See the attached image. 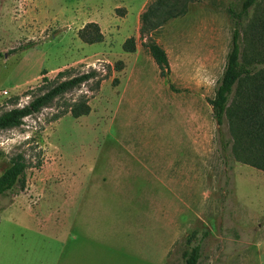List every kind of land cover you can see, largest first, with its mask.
<instances>
[{
    "label": "rangeland",
    "instance_id": "374dc122",
    "mask_svg": "<svg viewBox=\"0 0 264 264\" xmlns=\"http://www.w3.org/2000/svg\"><path fill=\"white\" fill-rule=\"evenodd\" d=\"M152 1L0 0V114L44 91L43 76L97 70L0 130V175L17 153L28 163L24 189L0 196V264H183L199 239L197 264H264V171L231 156L223 194L209 104L231 44L229 6L241 0H196L150 33L166 77L139 34ZM263 21L257 0L240 25L247 55L264 56ZM91 22L101 42L81 39ZM129 37L134 52L122 48ZM83 95L88 115L51 120ZM177 167L180 185L166 175Z\"/></svg>",
    "mask_w": 264,
    "mask_h": 264
},
{
    "label": "trees",
    "instance_id": "16d2710c",
    "mask_svg": "<svg viewBox=\"0 0 264 264\" xmlns=\"http://www.w3.org/2000/svg\"><path fill=\"white\" fill-rule=\"evenodd\" d=\"M194 1L196 0H154L140 15L139 34L143 38L147 36L142 46L148 49L159 68L161 77L168 75L169 62L165 50L150 36V33L168 20L184 15L188 4ZM256 1L241 0L238 6H229L232 27L231 44L214 97L209 99L216 124L218 150L226 176L231 167V156L235 161L264 171V68L257 67L264 63V56L262 50L260 52L257 50L254 54V50L251 49V55L244 52L240 31L242 18ZM260 25L264 27V21ZM80 37L89 44L101 42L103 39L97 24L92 22L80 31ZM262 39L260 36L259 40ZM122 48L125 52H134V37L127 38ZM69 72L70 68L59 71L55 78L60 79L56 81L48 80L43 76V87L40 85L39 88H43L44 91L21 107H13L0 114V130L22 125L24 118L39 113L57 97L97 77L95 69L66 78L65 75ZM45 73L46 71L43 70L41 75ZM100 80L102 79L98 78L95 82L97 86ZM87 102L84 95L80 96L66 105L65 112L52 115L51 120H57L68 112L73 118L88 115L90 106ZM27 167L28 163L22 153L11 157L9 167L0 175V196L18 193L24 189ZM229 185L230 180L228 181L227 176L226 182L221 186L224 195L229 191ZM205 235L206 231L203 237ZM200 255L201 241L199 239L184 251L183 264H197Z\"/></svg>",
    "mask_w": 264,
    "mask_h": 264
},
{
    "label": "crops",
    "instance_id": "0c3cea01",
    "mask_svg": "<svg viewBox=\"0 0 264 264\" xmlns=\"http://www.w3.org/2000/svg\"><path fill=\"white\" fill-rule=\"evenodd\" d=\"M170 162V161H169ZM172 164H175V162L174 163H172ZM185 165V161L183 160V163H182V167ZM177 169L179 170V172H178V176H177V178H175L176 177V173L173 175V176H171L170 175V169L168 170V172H166V175H167V178L169 179V178H171L172 180H177L178 179V183H179V185L180 184H182V183H184V181H183V178H184V173H183V171H182V169H180V167H177ZM174 173V172H173ZM172 173V174H173ZM58 234V233H57Z\"/></svg>",
    "mask_w": 264,
    "mask_h": 264
},
{
    "label": "built area",
    "instance_id": "2783aa9c",
    "mask_svg": "<svg viewBox=\"0 0 264 264\" xmlns=\"http://www.w3.org/2000/svg\"><path fill=\"white\" fill-rule=\"evenodd\" d=\"M4 93H6L7 91L6 90H3Z\"/></svg>",
    "mask_w": 264,
    "mask_h": 264
}]
</instances>
